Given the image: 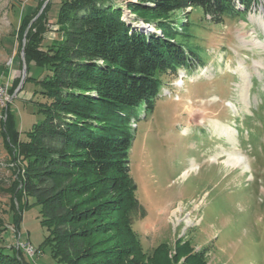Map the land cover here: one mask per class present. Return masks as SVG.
<instances>
[{"label": "rangeland", "instance_id": "374dc122", "mask_svg": "<svg viewBox=\"0 0 264 264\" xmlns=\"http://www.w3.org/2000/svg\"><path fill=\"white\" fill-rule=\"evenodd\" d=\"M40 1L0 0V228H5L0 247L25 252L29 243L35 250L29 256L32 263L58 264L52 248L41 247L48 231L40 223V206L23 209L33 199L18 195V165L1 126L9 106L22 138L42 118L32 102V81L22 89L27 30L22 44L17 40L21 18L35 10L28 27L41 23L43 46L60 38L54 24L59 3H52L41 22L37 18L48 2L38 8ZM119 1L124 19L135 21L130 0ZM186 12H175L172 19L191 59L176 73L158 75L160 92L153 108L141 110L132 126L130 169L144 208L134 228L147 252L166 243V259L173 260L182 240L194 251L208 247V264H264V0L253 2L246 14L219 21L200 7ZM152 24L134 23L142 29ZM221 125L233 128L234 140L217 129ZM230 151L245 155V164L228 165ZM17 213L22 217L19 230L13 221Z\"/></svg>", "mask_w": 264, "mask_h": 264}, {"label": "trees", "instance_id": "16d2710c", "mask_svg": "<svg viewBox=\"0 0 264 264\" xmlns=\"http://www.w3.org/2000/svg\"><path fill=\"white\" fill-rule=\"evenodd\" d=\"M54 1L56 42L43 46L41 23L28 27L38 10L23 16L17 30L20 44L27 30L22 89L32 81V102L42 118L22 138L11 106L1 117L4 142L18 165L16 192L33 199L23 209L39 205L48 231L41 247L52 248L58 264H172L184 256V264H208V247L194 251L182 240L173 260L166 259V243L144 250L134 228L144 208L130 169L132 126L141 110L153 108L158 75L176 73L191 59L172 15L200 7L219 21L246 14L257 0H240L243 8L235 0H130L134 20L154 23L161 34L125 20L119 0H49L39 21ZM13 221L19 230L21 214ZM0 264L34 263L20 247H0Z\"/></svg>", "mask_w": 264, "mask_h": 264}, {"label": "bare ground", "instance_id": "6f19581e", "mask_svg": "<svg viewBox=\"0 0 264 264\" xmlns=\"http://www.w3.org/2000/svg\"><path fill=\"white\" fill-rule=\"evenodd\" d=\"M261 45V44H260ZM241 67V65H240ZM242 75L245 77L246 76V72L242 70ZM245 79V78H243ZM245 86L243 87L242 89V95H243V98H245ZM232 105L235 107V104L232 103ZM222 129V132L227 134L228 137L231 139V140H234L235 137H234V131H233V128L231 127H228L226 125H221L219 126L217 129ZM231 152V151H230ZM247 161V158L245 155L243 154H238V153H229V155L227 156V158L225 159V162L228 164V165H231V166H238V165H242V164H245V162ZM193 168V166H192Z\"/></svg>", "mask_w": 264, "mask_h": 264}, {"label": "built area", "instance_id": "2783aa9c", "mask_svg": "<svg viewBox=\"0 0 264 264\" xmlns=\"http://www.w3.org/2000/svg\"><path fill=\"white\" fill-rule=\"evenodd\" d=\"M25 253L31 257V255H35V250L31 244H25Z\"/></svg>", "mask_w": 264, "mask_h": 264}, {"label": "water", "instance_id": "95a60500", "mask_svg": "<svg viewBox=\"0 0 264 264\" xmlns=\"http://www.w3.org/2000/svg\"><path fill=\"white\" fill-rule=\"evenodd\" d=\"M48 2V0L44 3V5H43V7L42 8H44V6L46 5V3ZM26 75V71H24V76Z\"/></svg>", "mask_w": 264, "mask_h": 264}]
</instances>
